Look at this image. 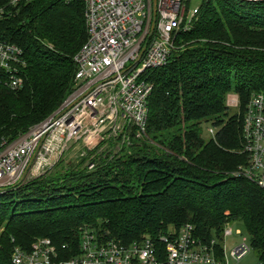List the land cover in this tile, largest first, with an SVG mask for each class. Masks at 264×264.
Listing matches in <instances>:
<instances>
[{
  "label": "trees",
  "instance_id": "trees-1",
  "mask_svg": "<svg viewBox=\"0 0 264 264\" xmlns=\"http://www.w3.org/2000/svg\"><path fill=\"white\" fill-rule=\"evenodd\" d=\"M84 1L0 0V41L19 46L26 61L20 90L0 84V143L48 120L74 91V58L87 41ZM173 46L168 66L148 74L145 137L128 127L123 135L135 142L111 139L116 148L93 170L78 153L81 164L61 160L67 173L0 192V264H12L17 247L29 251L39 239H50L68 258L86 225L132 245L188 224L210 243L233 222L245 225L264 264V189L241 176L248 168L246 108L264 95V0H203ZM231 94L240 113L227 105ZM65 174L77 185H62ZM87 207L96 210L83 213Z\"/></svg>",
  "mask_w": 264,
  "mask_h": 264
},
{
  "label": "built area",
  "instance_id": "built-area-1",
  "mask_svg": "<svg viewBox=\"0 0 264 264\" xmlns=\"http://www.w3.org/2000/svg\"><path fill=\"white\" fill-rule=\"evenodd\" d=\"M20 0H13L16 5ZM87 41L74 58L75 89L48 120L12 143H0V192L23 182V176L47 135L35 170L57 163L62 156L102 148L111 139L124 136L132 127L136 138L147 134L153 85L148 74L168 66L174 50V35L188 30L189 14H181L182 0H157L159 17L155 30L148 24L149 0H85ZM1 12V11H0ZM198 9L192 13L193 19ZM1 19V15H0ZM145 49V50H144ZM24 51L0 41V84L15 92L24 85ZM227 105L240 107L231 94ZM243 152L248 168L241 176L264 189V95L252 97L244 116ZM79 153V154H78ZM89 170L95 168L89 165ZM228 225L223 235L230 236ZM79 248L67 258L50 239H39L29 251L17 247L12 264H229L224 248L215 240L205 243L193 225L171 228L156 239L124 245L107 231L86 225ZM220 240V239H219ZM221 241V240H220ZM63 250H67L64 246ZM253 246L245 240L231 254L240 264ZM263 262L259 258V263Z\"/></svg>",
  "mask_w": 264,
  "mask_h": 264
},
{
  "label": "rangeland",
  "instance_id": "rangeland-1",
  "mask_svg": "<svg viewBox=\"0 0 264 264\" xmlns=\"http://www.w3.org/2000/svg\"><path fill=\"white\" fill-rule=\"evenodd\" d=\"M153 1L154 0H149L150 17H149L148 24L150 25L151 28H152V26H153V24L155 22L154 21L155 13H154V2ZM186 2L187 1L184 0V3H183V0H182L181 14L184 13V11H183L184 9H185V15H188V13H189V18H188V22H187V25H188V24H190V22L193 21L192 13L195 10L200 8V6L203 3V0H191V2H190V12H187L188 9L186 8V4H185ZM157 7H158V3H157ZM158 23H159V17L157 16L156 17V25H158ZM231 111H232L233 114L240 113L239 109H231ZM207 129H208V126H205L203 128V136L204 137H208V136L210 137V134L207 132ZM122 138L125 141L124 145H130V143L135 142L130 137L124 138L122 136ZM117 147H122V146H117ZM115 148H113V145H109L107 143L102 148H100L96 152L92 153L91 155H86L85 158L87 159V161L85 162V166H87L88 164L91 165V164H93V162H97L98 165L102 164L103 162L107 161V154L109 153V151L110 152L114 151ZM110 159H111V157H110ZM61 160L66 161V164L68 162L72 161V163H74L76 165L81 164L83 162V160L77 154H75L73 152L72 153L70 152L67 155L65 154L64 156H62V158L57 163L51 164L49 166H44L40 170H35V172L32 173L28 179L25 180V182H24L25 185H26L25 187H28L29 185H30V187H34V184L37 181H40L41 179L49 180L50 178L56 177L57 173L61 169H63L67 173L68 169L65 167L66 164H64V163L60 164V163L63 162ZM57 164H59V166ZM73 171H75V169H71L70 170V172H73ZM68 174H70V173H68ZM61 183H62V185L69 186V187H74V186L77 185V182L75 180H71V179L67 178V174L62 176ZM24 189H26V188H24ZM24 189L17 191L15 194L18 195V197L21 196L22 193H23L22 191H24ZM80 192L81 191H77L76 194L78 195V193H80ZM84 193H85V191H84ZM91 209H93V211L96 210V208L87 207L82 212L85 213V212H88V211H92ZM89 221H90V219L87 222L89 223ZM229 225H230V228L232 229V234L230 236H225L224 237L223 232H222L221 233V237H220L221 241L219 240V238L217 236H214L213 239L215 240L217 245L221 244L222 247L224 248L225 255H226L227 260L229 261V264H236L235 261H233L232 258H231L232 252L241 243H243L245 240L249 241L250 238L248 236L246 227H245V225L243 223H241V222H233L232 224L230 223ZM258 263H259V257L256 254V252L253 250V252H251L240 264H258Z\"/></svg>",
  "mask_w": 264,
  "mask_h": 264
},
{
  "label": "water",
  "instance_id": "water-1",
  "mask_svg": "<svg viewBox=\"0 0 264 264\" xmlns=\"http://www.w3.org/2000/svg\"><path fill=\"white\" fill-rule=\"evenodd\" d=\"M153 2H154V5H156L157 0H154ZM154 21H155V22H154V24H153V26H152V31H154V30H155V27H156V14H155V17H154ZM144 50H145V49H144ZM46 137H47V135H45V137H44L42 143L39 145V147H38V149H37V151H36V153H35L34 158L32 159L30 165H29L28 168L26 169V171H25V173H24V176H23V182L27 179V177H28V175H29V172H30L31 168H32V167L34 166V164L36 163V160H37V158H38L39 152H40V150H41V147H42V145H43V143H44ZM21 184H22V182H21L20 184L16 185L15 187H19Z\"/></svg>",
  "mask_w": 264,
  "mask_h": 264
}]
</instances>
